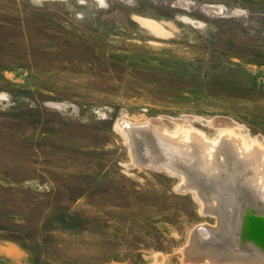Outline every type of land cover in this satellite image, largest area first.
<instances>
[{
  "label": "rangeland",
  "instance_id": "1",
  "mask_svg": "<svg viewBox=\"0 0 264 264\" xmlns=\"http://www.w3.org/2000/svg\"><path fill=\"white\" fill-rule=\"evenodd\" d=\"M155 132L264 151V0H0V264H213Z\"/></svg>",
  "mask_w": 264,
  "mask_h": 264
},
{
  "label": "bare ground",
  "instance_id": "2",
  "mask_svg": "<svg viewBox=\"0 0 264 264\" xmlns=\"http://www.w3.org/2000/svg\"><path fill=\"white\" fill-rule=\"evenodd\" d=\"M131 130L135 136H143L147 128ZM153 134L157 151L147 148L144 162L180 172L185 179L182 187L200 194L205 205L210 207L206 212L218 219L216 232L220 238L231 242L228 249L213 247L199 252L194 241L188 251V259L196 262L206 259L214 264L226 261L264 264V256L261 255L264 253V151L257 147L247 152L239 140L225 136L210 153L212 145L201 136L193 134L191 142L187 143L183 138L171 139L158 132ZM203 184L208 185L207 190L202 189ZM249 243L255 247L242 249Z\"/></svg>",
  "mask_w": 264,
  "mask_h": 264
},
{
  "label": "water",
  "instance_id": "3",
  "mask_svg": "<svg viewBox=\"0 0 264 264\" xmlns=\"http://www.w3.org/2000/svg\"><path fill=\"white\" fill-rule=\"evenodd\" d=\"M155 167V166H154ZM155 168H159V167H155ZM253 213V212H252ZM262 219H264V216H262ZM199 231V230H198ZM250 241H254L252 238H250L249 239ZM201 243H203V242H201ZM253 247H255V245L254 244H244L243 246H242V249H244V248H253ZM262 253V252H261ZM262 256H264V253H262L261 254ZM197 256V255H196ZM215 259L216 260H221V261H223L221 258H217V257H215ZM240 259H242V258H240ZM245 259V258H244ZM204 261H207L206 259H203V260H201L200 262H204ZM209 261V260H208ZM211 262V261H210ZM214 264V263H213ZM221 264V263H220ZM222 264H234V263H231V262H228V261H226V262H222Z\"/></svg>",
  "mask_w": 264,
  "mask_h": 264
}]
</instances>
